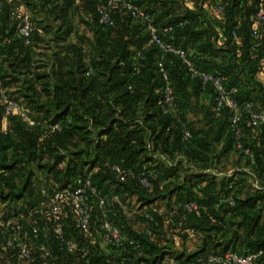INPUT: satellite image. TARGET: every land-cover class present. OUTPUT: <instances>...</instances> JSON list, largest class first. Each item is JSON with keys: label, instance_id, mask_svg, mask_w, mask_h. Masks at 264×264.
I'll use <instances>...</instances> for the list:
<instances>
[{"label": "trees", "instance_id": "obj_1", "mask_svg": "<svg viewBox=\"0 0 264 264\" xmlns=\"http://www.w3.org/2000/svg\"><path fill=\"white\" fill-rule=\"evenodd\" d=\"M14 1L17 0H0V91H7L25 106L36 124L27 126L16 115H5L0 100V202L23 199L33 175L27 172L30 170L27 167L36 166L44 172L46 181L51 182L44 188L49 190L73 185L77 178L89 176L92 185L108 201L118 196L126 206L124 211L114 204L112 219L121 230L117 213L122 210L125 215L132 211L125 204L127 196L136 195L139 208L146 207L154 217V222H150L134 215L144 220L146 227L127 236L133 238L140 249L121 253L112 247L95 245L89 258L91 264H158L163 260L165 233L171 235L174 242L194 234L202 235L195 253L186 257L180 254L174 259L179 264H193L199 256L227 251L241 255L261 251L258 263L264 264V132L253 128L248 116L243 114L238 124L239 142L243 149H249V157L236 149L232 115L226 107L220 113L213 108L219 117L207 121L203 129L188 127L185 120L191 100L208 95L214 107L215 93L210 86L203 91L198 82L191 81L184 65L171 54L164 56V67L174 89L176 112L175 116L163 114L162 79L156 69L161 53L155 45L149 44L145 23L133 22L117 8L112 11L114 26H100L96 2L92 0L79 3L76 0H22L28 9L36 4L49 10L48 15L58 24L52 42L60 38L64 44L61 51L50 55V66L41 65L38 60L41 55L35 46L39 31L32 25L31 45L25 46L19 34L20 17L12 14ZM130 1L152 16L158 27L173 26V32L164 36V41L187 51L199 69L226 76L225 85L237 88L238 103L252 102L264 112V87L255 78L263 54L255 47L249 18L260 5L264 7V0ZM216 3L224 5L223 18L207 8ZM180 6L183 14L176 15ZM71 11L90 16L94 25L92 39L78 36L80 44H65L74 33ZM184 20L187 24L176 26ZM233 31L238 40L232 36ZM211 32L216 33L221 47H216L217 41L211 37ZM82 42L94 48L92 55ZM138 52L143 59L135 58ZM209 115H205V120ZM55 124L60 125L61 130L50 132L48 127ZM183 129L190 132L188 140L183 139ZM221 141L220 153L232 150L246 158L244 170L255 175L263 190L253 185L244 170L218 180L212 174L200 172L210 169L213 159L219 157L214 144ZM44 156L50 161L41 164ZM161 156L176 161L175 165H167ZM112 166L129 171V175L121 179ZM86 167L87 173L84 172ZM17 179H21L22 185H17ZM142 179H146L149 187L141 184ZM248 187L252 188L251 192ZM40 190L23 214L40 201ZM241 193H244L243 198L239 197ZM229 196L233 197V206L227 202ZM186 202L197 203L200 215L172 209L174 204ZM155 203L159 205L149 207ZM161 203L165 204V210L158 212L163 207ZM66 213L69 234L78 242L90 245L97 235L82 237L72 228L75 218L70 207L66 208ZM181 215H185V221L178 227L176 223ZM9 218L14 219L15 227H22L24 239L29 240V223L15 216L0 221ZM167 218L170 223L165 224ZM98 223L99 217L94 214L92 234L98 230ZM146 230L151 235H147ZM5 234L6 230L0 225V264H84L68 254L46 262L39 252H35L32 261H24L16 251L5 246Z\"/></svg>", "mask_w": 264, "mask_h": 264}, {"label": "built area", "instance_id": "obj_2", "mask_svg": "<svg viewBox=\"0 0 264 264\" xmlns=\"http://www.w3.org/2000/svg\"><path fill=\"white\" fill-rule=\"evenodd\" d=\"M82 0H76L79 3ZM96 2V10L98 13V25L103 27H113L114 20L112 18L113 9H119L126 13L133 22L141 21L145 23L146 30L149 34V44L155 45L161 56L156 63V69L162 79L160 106L163 114L175 116L176 104L174 89L171 85L169 74L164 67V56L171 54L178 58L186 69V74L191 81L199 83L200 88L204 91L210 86L214 93V111L220 113L223 108H228L231 112V127L236 139V149L240 150L245 156H251L249 149H243L239 139L241 137L238 124L243 114L248 116L249 124L253 128L261 129L264 132V112L258 110L252 102L238 103L235 99L237 88L234 86L227 87L225 85L227 78L222 73H208L199 69L190 59L187 51L181 47H177L171 43L164 41L163 37L173 32V26L158 27L154 23V19L141 6L131 2L130 0H92ZM263 1V0H261ZM2 2H0V11ZM211 13L217 17L223 18L224 5L216 3L207 7ZM12 14H17L21 20L19 34L23 39L25 46L31 45V15L24 1L17 0L13 2ZM251 33L255 38V47L261 49L263 58L260 67L255 74L256 80L260 81L264 87V7L259 6L251 15ZM187 21H181L176 26L182 27ZM235 39H239L236 32H232ZM136 59H143L142 53L136 54ZM134 70L138 73V67ZM0 100L4 105L5 115H16L21 122L27 126H34L36 122L31 118L29 110L15 101L12 96L5 90L0 91ZM50 132L60 131L61 127L55 124L48 127ZM183 139L188 140L191 135L186 129H183ZM161 158L169 166H174L175 162L167 160L164 156ZM112 170L120 176L121 179L125 175H129V171L122 170L118 166H112ZM252 178L253 185L258 190H263L255 175L250 170H244ZM230 176V175H229ZM144 187H149L146 179L141 180ZM40 201L26 210L22 215L24 221L29 223L31 227V235L29 240L24 239L22 235V227L14 226V219L9 218L4 222L0 221V225L6 230L5 246L16 251L18 256L24 261H32L35 252H39L41 258L46 262L56 261L60 255H72L76 261H82L84 264H91L89 258L93 253V246L99 245L100 248L112 247L121 253H126L129 249L138 250L140 245L131 237L125 235L122 230L114 223L112 216L115 209L114 204L117 203L122 210L126 211V206L121 203L118 196H114L108 201L95 186L92 185L90 177L77 178L73 185L63 188L40 190ZM227 202L230 206L235 204L233 197L229 196ZM70 207L74 215L72 224L73 230L82 237L92 238L91 225L93 215L99 217L97 241L92 238L90 245L78 242L72 237L67 228L68 223L66 208ZM174 211L181 210L184 213L200 215V207L195 202H186L174 204ZM131 215L143 216L150 222H154V217L143 209L137 208L130 211ZM185 221V215H181L177 221V226L181 227ZM165 224L170 223L167 218ZM156 224V223H155ZM147 235H151L146 230ZM262 252L251 253L247 255L237 254L227 251L224 253H212L207 256H199L193 264H259L258 258ZM158 264H179L173 259H163ZM189 264V263H182Z\"/></svg>", "mask_w": 264, "mask_h": 264}, {"label": "rangeland", "instance_id": "obj_3", "mask_svg": "<svg viewBox=\"0 0 264 264\" xmlns=\"http://www.w3.org/2000/svg\"><path fill=\"white\" fill-rule=\"evenodd\" d=\"M148 1H145V3ZM183 7V6H182ZM177 14L176 15H182L183 13L179 10L181 8L177 7ZM30 15H31V24L33 27H35L39 32L38 38H36V52L40 53L41 56L38 57V60L40 61L41 65H49L52 62L50 59V55L53 53V51H61L62 47L64 46L63 41L59 38L58 41L52 42V38H54V29L57 27V23L53 22L52 16H49V10L44 8L43 6L40 7L36 4L34 6H30L28 9ZM51 14V13H50ZM51 15H56V13H53ZM70 20L72 21V28H74L73 35L68 39V41L65 42V44L68 43H78L80 44V40L78 36H83L85 39H92L93 36V29L94 25L92 24V20L90 16L86 13L79 14L76 11L70 12ZM216 26L215 24H213ZM217 27V26H216ZM215 31V30H211ZM211 32V37L216 39L217 44L216 47L219 46L220 42L218 43V37L216 38V33ZM83 47L87 50V53L90 55L93 54L94 48L89 45L87 42H82ZM218 49V48H217ZM220 54V53H219ZM46 57V58H45ZM220 59V58H219ZM47 71H50L49 67L46 68ZM42 71V70H41ZM45 99L44 96L42 100ZM44 101V100H43ZM209 113L210 117L205 120V115ZM212 116V117H211ZM219 116L214 114L213 112V106L210 96L208 95H199L197 98H193L191 100V108L186 116V124L188 127H194L195 129H203V127H206L207 121H213V119H217ZM215 153L216 155L219 154L218 158L213 159V164L210 167L211 172L213 173H219V179L227 176L232 175L234 172L238 170H244V168L247 167L246 158L242 157L239 153L235 151H229L225 154H221V147L223 145V142L215 143ZM49 158L47 156H44L43 161L41 164H44L46 162H49ZM186 167H189V164H186ZM28 171H31L33 175L31 176V187L25 191L24 197L22 200L15 201V202H6L1 203L0 202V219H4L8 216H15V217H22L24 208L30 206L28 204L31 203L32 199L37 197L39 190L41 188H44V186H49L51 182H47L44 172H42L39 168L36 166H33L32 168L27 167ZM192 170V169H191ZM84 172H88V168L86 167L84 169ZM17 185H22L21 179H17ZM251 192V187H248ZM113 191V189H110ZM240 198L244 197V193H241L239 196ZM123 199V196H122ZM125 204L127 207H130V209L135 210L139 208V202L136 195L127 196L124 198ZM165 204L161 203V210H165ZM127 214V215H126ZM126 214H123V211L120 210L117 213V220L120 221L119 225L122 227V231L125 232L126 235L129 234H136L137 232L141 231L146 227L145 221L140 219L139 217H134V215H131L130 212H126ZM123 225L125 227L123 228ZM94 237L97 235V231L93 232L92 234ZM162 240L164 241V244L162 245V257L163 259H175L180 254L184 255L185 257L189 254H193L197 251L198 247L200 246L201 236L200 234H194L191 235L188 239L182 240V241H175V239L171 235H167L166 233L163 234ZM97 237V236H96ZM97 239V238H95ZM77 240V239H75ZM95 242L97 240H94ZM185 253V254H184ZM182 255V256H183ZM176 260V259H175ZM182 261V260H181Z\"/></svg>", "mask_w": 264, "mask_h": 264}, {"label": "crops", "instance_id": "obj_4", "mask_svg": "<svg viewBox=\"0 0 264 264\" xmlns=\"http://www.w3.org/2000/svg\"><path fill=\"white\" fill-rule=\"evenodd\" d=\"M190 168H192V167H190ZM195 171H197L196 169H194ZM200 172H202V173H208V174H212V175H214V176H216V178H217V180L219 179V173H218V175H217V173H213V172H211V169H207V170H204V171H200ZM227 176H229V175H227ZM159 205V203H155V204H153V205H150L149 207L151 208V207H157ZM158 212H162V210H161V208L158 210Z\"/></svg>", "mask_w": 264, "mask_h": 264}]
</instances>
